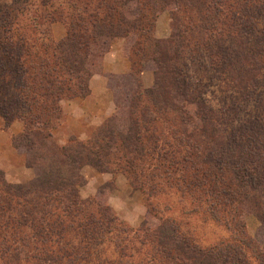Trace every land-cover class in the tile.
Here are the masks:
<instances>
[{
  "label": "rangeland",
  "instance_id": "1",
  "mask_svg": "<svg viewBox=\"0 0 264 264\" xmlns=\"http://www.w3.org/2000/svg\"><path fill=\"white\" fill-rule=\"evenodd\" d=\"M72 1L0 0V25H5L4 18L9 15L15 21V28L25 33L27 40L36 31L38 46L43 44L50 50L66 36ZM79 1L78 5L82 6L86 0ZM139 2L150 6L144 16L143 21L148 24L141 41L135 44L130 38L109 39L97 52L96 64L85 81V95L77 93V96L60 100L59 119L55 120L54 129L39 131L28 127L33 130L26 134L36 141V136L42 139L51 131L50 143L42 139L51 151L67 146L70 138L86 142L108 118L121 108L129 107L131 102L135 103L139 118L143 110L146 120L155 118L150 124L146 121L150 132L164 130V136L169 137L178 129L194 130L200 126L199 117L206 108L212 109L206 113L210 122L207 127H214L215 132L209 133L208 129V134H199L198 142L190 141L197 146L196 158L183 146H178L173 153L165 151L179 164L174 174L165 175L156 170L162 179L156 178L160 180V187L155 193L136 189L124 171H112L114 164H105L111 171L108 173L91 165L83 166L81 179L76 184L81 205L65 211L64 206L54 200L48 202L43 244L36 240L34 231L28 226L16 228L13 233L7 229L3 247L8 250L0 258V264H157V259L153 258H158L155 245L140 243L143 238L140 228L151 216L174 221L179 231L202 247L231 238L226 227L211 220L206 211L208 201H214L211 198L218 195L204 192L209 185L204 190L190 192V185L187 188L178 178L183 175L190 182V175L194 174L191 167H194L198 170L196 179L202 181L200 171H217L215 168L224 164L235 166L228 151H259V137L264 135V78L261 77L264 69L257 70L259 74H256L250 71L255 67L252 63L245 65L243 70V63L239 65L234 58H227L224 49L231 46L235 49V45L225 36L218 39L216 33L205 31L199 15L189 8L180 6L175 10V6H161L155 0ZM129 12L134 15L137 10L130 6ZM61 16L65 20H58ZM166 40L174 45L166 53V65L179 71L182 78H177L190 86L191 101L183 104L185 109L175 107L182 103L177 96L174 99L176 91L169 89L168 94L155 89L157 68L150 59L156 58L155 44ZM209 46L217 49L216 56L209 55ZM34 51L33 48L32 53ZM177 84L182 87L178 81ZM135 92L140 93V99L134 96ZM258 97L263 101H258ZM22 131L23 125L14 115L7 120L0 116V174L8 184L28 186L36 170L52 165L55 157L40 144L33 148L28 146ZM21 143L27 150L23 146L14 147ZM39 155L44 158L37 159ZM146 160L149 161V157ZM34 161L35 164L28 166ZM151 163L156 164V161ZM224 176L229 179L233 175L227 172ZM250 196V200L242 202L240 210L244 223L242 235L260 246L264 245L262 210L260 203L252 194ZM191 198L196 199L195 205ZM218 200L222 199L218 197ZM57 222L61 226L56 227ZM253 259H250L251 264L256 263Z\"/></svg>",
  "mask_w": 264,
  "mask_h": 264
},
{
  "label": "trees",
  "instance_id": "2",
  "mask_svg": "<svg viewBox=\"0 0 264 264\" xmlns=\"http://www.w3.org/2000/svg\"><path fill=\"white\" fill-rule=\"evenodd\" d=\"M149 1L152 0H146ZM72 2L68 17L70 21L68 24L66 21V36L50 47V50L43 44L38 46L36 31L27 40L25 33H20L15 28V21L9 15L4 18L5 25H0V116L7 120L14 115L23 125L24 131L21 134L24 137L33 129H54V123L59 119V102L62 98L74 97L77 93L82 97L85 95V81L91 76L90 72L96 64L97 52L104 48L109 39L130 38L136 44L145 35L143 30L148 23L143 20L150 8L145 2L140 5L139 0H86L82 6L78 5L79 0ZM155 2H159L161 6H175V10L183 6L184 9L194 11L199 15L200 24L205 31L216 33L218 39L225 36L235 45V49L232 46L224 49L227 58H234L239 65L243 63V70L245 65L250 66L252 63V67H255L250 71L256 74L264 69V0ZM130 6L135 7L137 13L131 15ZM60 18L58 20L63 21L64 18ZM155 45L156 58L150 59L157 68L155 89L168 94L169 89H173L177 92L173 98L178 97L182 101L179 107H175L185 109L183 104L191 101L190 86L177 78H182L179 71L171 70L166 65V53L173 48V42L166 40ZM33 48L36 51L32 53ZM207 50L210 56L217 55V49L213 46H209ZM261 75L264 78V70ZM237 80L240 82L239 76ZM134 94L140 99L139 92ZM260 97L257 100L261 102L263 99ZM135 107V103L131 102L129 107L118 109L86 142L70 138L67 146L55 147L54 151L48 148V143L43 142H51V131L42 136L43 140L36 136V141L26 134L28 146L33 148L40 144L55 160H52V165L38 168L28 186L8 184L0 174V258L8 250L3 247L7 229L13 233L16 228L28 226L34 231L36 240L41 244L45 243L48 202L54 200L58 205L64 206L65 211H69L71 206L81 205L76 184L81 179L80 169L83 166L91 165L108 173L111 171L105 164H114L112 171H124L136 189L155 193L162 179L156 170L163 171L165 175L174 174L175 166L179 164L172 154L168 155L165 151L173 153L178 146H183L185 151L191 150L190 156L196 158L197 146L190 141L198 142L199 134H208V129L209 133L215 132L214 127H207L210 122L206 113L212 109L206 108L201 112L200 126H196L194 130L178 129L171 136L165 137L164 130L150 132L146 121L150 124L155 118L146 120L144 110L139 118ZM254 119L255 122L258 121V117ZM28 127L33 129L29 130ZM21 146L27 150L23 143L14 144L16 148ZM257 150L259 151H228L235 166L224 164L215 168L218 172L214 169L209 173L207 170L200 171L202 181L196 179L198 170L194 167H191L194 177L190 175V182L183 175L177 177L187 188L190 185V192L210 186L204 192L218 195L222 200L219 201L217 196L215 199L211 198L214 201H208L206 211L211 220L224 225L232 236L202 247L179 231L174 221L167 217L151 216L140 228V235H143L140 243L145 245L150 242L155 245L158 258H153L157 259V264H251L252 257L255 264H264V245L259 246L242 235L244 223L240 216L242 202L250 200L252 194V198L260 203L264 221V135L259 137ZM148 157L149 161L146 160ZM43 158L42 155L37 156V159ZM153 160L156 164L151 163ZM35 163L36 161L28 166ZM180 171L181 168L178 169ZM227 172L233 175L229 179L224 176ZM191 201L193 205L196 204L195 198H191ZM58 226H61L60 222H57L56 227Z\"/></svg>",
  "mask_w": 264,
  "mask_h": 264
}]
</instances>
